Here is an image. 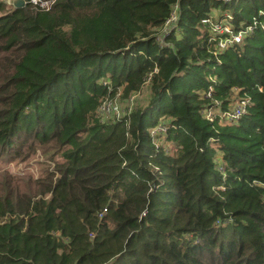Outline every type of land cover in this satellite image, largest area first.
Masks as SVG:
<instances>
[{"label":"trees","instance_id":"obj_1","mask_svg":"<svg viewBox=\"0 0 264 264\" xmlns=\"http://www.w3.org/2000/svg\"><path fill=\"white\" fill-rule=\"evenodd\" d=\"M12 6L0 0V158L41 150L56 172L0 190V264H264V0ZM205 18L242 39L217 47ZM145 84L148 108L99 116ZM162 118L170 150L152 135Z\"/></svg>","mask_w":264,"mask_h":264},{"label":"rangeland","instance_id":"obj_2","mask_svg":"<svg viewBox=\"0 0 264 264\" xmlns=\"http://www.w3.org/2000/svg\"><path fill=\"white\" fill-rule=\"evenodd\" d=\"M4 2H6L8 6H12L11 2L7 0H4ZM1 13L2 10H0V14ZM215 16L216 18L218 17V19L219 16H221L222 18L223 17L232 18V15H230L228 11L222 9L220 10L217 9L215 11ZM204 21H206V23L207 22L212 23L210 18H205ZM215 23L217 24V27H215L213 23L211 27L213 28L214 31H217L219 30L220 23H218V21H215ZM239 32H243V31H239ZM239 35L237 37L238 42L241 40L240 38L241 36ZM232 41L233 40L227 41L226 39H222V40L220 39V42L217 45V47L221 49L227 48L229 43H231ZM149 97H150L149 84L147 85L145 84L143 90L133 93L128 98L124 99L118 95L113 100L107 99L105 102H110L111 100L112 103H117L120 106V117L123 118L125 116L131 115L134 112V110L138 109L139 107L148 108L150 104ZM102 105L103 103L101 104L100 109L98 110L99 116L103 117L104 120L114 119V116L116 115L114 116L107 115L109 113V108L106 107L103 109ZM114 114H116V112ZM208 117L210 121H214L216 119V115L212 113H209ZM167 130H168V126L166 125L164 118H162V121H160L155 127L151 128L152 135L158 136L157 141L160 142V145L165 147L166 150L167 149L170 150V147L173 146V144L170 143L167 139L166 136ZM158 142L155 141L156 144H159ZM215 158H218V154L216 155ZM58 159L59 157H56V161ZM220 167L225 169L224 166H220ZM55 169H56L55 162L53 160H50L46 155H44L41 150H38L35 155L25 160L7 162L6 160H4V158H0V190L3 189L2 192H4L5 190L9 189V187L11 186H19L22 191H29L30 187H33L36 190L38 188L37 187L38 184L35 181H37V179L42 176L43 172L45 170L55 171ZM153 170L156 171L157 168L154 167Z\"/></svg>","mask_w":264,"mask_h":264},{"label":"built area","instance_id":"obj_3","mask_svg":"<svg viewBox=\"0 0 264 264\" xmlns=\"http://www.w3.org/2000/svg\"><path fill=\"white\" fill-rule=\"evenodd\" d=\"M7 1L11 2V4L13 5V0H7ZM52 2H53V0H25L26 5L28 3H31V4H33L35 6H40L44 10H49L50 7H51ZM171 18H174V19L176 18L175 12L173 13ZM171 18L168 20V22L171 20ZM218 23H220L218 31L220 33L224 34V38H222V39H226L227 41L233 40L231 42V43H233L234 41L238 40L237 37H238L239 34H240L239 36H241L240 38L242 39L243 32L234 33L232 28L227 23L226 18H225V20H221ZM213 25L215 27H217L216 23H214ZM263 28H264V24H263ZM102 106H103V109L106 108V107L109 108V113L107 115H111V116L116 115V116H114V118H121L120 117V106L117 103H112L111 100H110V102H103ZM246 111H247L246 102L242 101L241 103L238 102V103H235L234 105H232L231 109L225 115H226V117H228L229 120H236V119H239L243 114H245ZM115 112H116V114H114ZM209 113L214 114L213 111H209L208 113H206L207 117H208ZM220 170H223V168L220 167ZM105 211H106V209H105ZM100 215H102V214H100Z\"/></svg>","mask_w":264,"mask_h":264},{"label":"water","instance_id":"obj_4","mask_svg":"<svg viewBox=\"0 0 264 264\" xmlns=\"http://www.w3.org/2000/svg\"><path fill=\"white\" fill-rule=\"evenodd\" d=\"M13 5L16 8H22L26 5L25 0H13Z\"/></svg>","mask_w":264,"mask_h":264}]
</instances>
